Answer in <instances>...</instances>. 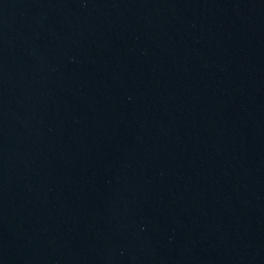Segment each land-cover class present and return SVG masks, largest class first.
I'll return each mask as SVG.
<instances>
[{"label":"water","instance_id":"obj_1","mask_svg":"<svg viewBox=\"0 0 264 264\" xmlns=\"http://www.w3.org/2000/svg\"><path fill=\"white\" fill-rule=\"evenodd\" d=\"M0 264H264V0H0Z\"/></svg>","mask_w":264,"mask_h":264}]
</instances>
